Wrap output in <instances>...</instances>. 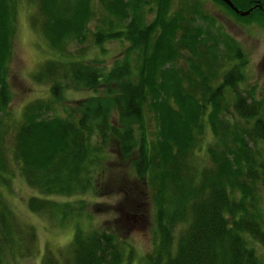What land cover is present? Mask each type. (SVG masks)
Returning a JSON list of instances; mask_svg holds the SVG:
<instances>
[{"label": "trees", "instance_id": "1", "mask_svg": "<svg viewBox=\"0 0 264 264\" xmlns=\"http://www.w3.org/2000/svg\"><path fill=\"white\" fill-rule=\"evenodd\" d=\"M170 1L24 0L28 23L55 56L31 73L34 82L48 85V96L22 105L5 145L1 115L10 100L6 73L16 3L0 0V180L11 156L25 185L37 193L25 198L26 209L64 224L75 214L70 202L56 196L92 190L111 142L145 185L139 200L131 198L121 210L134 222L150 219L144 264H259L253 244L264 250V105L252 86L238 87L241 48L200 1L178 0L176 7ZM209 1L238 21L264 24V0H228L239 11L249 9L245 16ZM93 18L95 45L126 43L107 67L66 50L83 42ZM69 88L91 95L63 116L53 114V101ZM146 113L153 122L151 139ZM199 150L205 160L200 164L194 159ZM72 228L68 244L44 250L41 264L134 259L113 231ZM34 236L0 200V264L27 257Z\"/></svg>", "mask_w": 264, "mask_h": 264}, {"label": "rangeland", "instance_id": "2", "mask_svg": "<svg viewBox=\"0 0 264 264\" xmlns=\"http://www.w3.org/2000/svg\"><path fill=\"white\" fill-rule=\"evenodd\" d=\"M177 1L171 0V6L176 7ZM199 1L205 12L212 16L213 23L220 26L223 32L231 36L234 43L241 48L243 55L239 72L243 78L238 82V87L248 89L252 86L253 96L258 100L261 99L264 105V24L243 23L236 20L235 16L228 13L218 3H211L209 0ZM15 3V35L11 43V58L8 61L6 73V85L9 89L10 100L6 103L4 113L1 115L2 127L5 128L2 135L3 141L6 142L5 145L8 143L6 136L11 132V126L18 118L22 105L32 99L48 96L46 93L48 85L34 82L31 73L39 68V63L43 59L55 56L47 51L45 44L40 41L37 33L28 23L30 10L27 3L24 0H15ZM95 24L96 19H91L83 42L80 45L72 44L70 47H66V50L69 54L75 53L79 60L96 59L98 63L104 62L107 67L112 58L121 53L120 49L126 43L105 40L100 47L95 45L90 36ZM59 94V98L52 103V113L62 116L69 106L73 107L79 100L91 95L89 90L81 88L62 89ZM143 119L147 139H151L154 136L153 122L148 113ZM204 135L206 136L207 132ZM259 143L260 147L264 148V139ZM106 153L108 157L105 162V170L98 175L96 180L94 179L92 190L67 197V199L56 196L58 200L65 199L70 202L69 208L72 209V214H75L61 225L26 209L25 198L37 193L25 185L11 156L6 157V172L0 180V200L12 211L13 220L16 223L31 226L35 233L32 252L27 257L8 259L6 264H41L39 258L44 250L55 251L56 247L59 249V247L68 244L73 232L72 227L75 225L80 228H100L108 230V232L113 231L120 242L123 241L130 247L131 259L134 258L131 261L126 260L122 264H144V253L150 248L149 241L152 237L150 219L145 216L140 221L134 222L121 216V210L125 206H129L131 198L139 200V195L145 185L140 178L137 179L135 174L129 171L130 164L118 156L111 142ZM203 155L204 151H196L194 159L199 164L204 163ZM260 199V209L264 213V192H261ZM143 210L144 206L141 211ZM253 249L259 264H264V250L257 244H253Z\"/></svg>", "mask_w": 264, "mask_h": 264}, {"label": "water", "instance_id": "3", "mask_svg": "<svg viewBox=\"0 0 264 264\" xmlns=\"http://www.w3.org/2000/svg\"><path fill=\"white\" fill-rule=\"evenodd\" d=\"M222 3H225L228 7H229V9L230 10H232V12L234 13H238L239 15H241V16H245L246 14H248L249 12V9H246V10H244V12L243 11H239V10H237L236 9V7L235 6H233V4L232 3H230L228 0H220ZM258 7H261L262 8V6H260V5H258ZM263 9V11H264V8H262Z\"/></svg>", "mask_w": 264, "mask_h": 264}]
</instances>
